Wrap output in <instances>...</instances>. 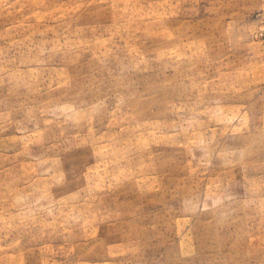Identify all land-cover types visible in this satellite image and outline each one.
<instances>
[{"label": "rangeland", "instance_id": "374dc122", "mask_svg": "<svg viewBox=\"0 0 264 264\" xmlns=\"http://www.w3.org/2000/svg\"><path fill=\"white\" fill-rule=\"evenodd\" d=\"M0 264H264V0H0Z\"/></svg>", "mask_w": 264, "mask_h": 264}]
</instances>
